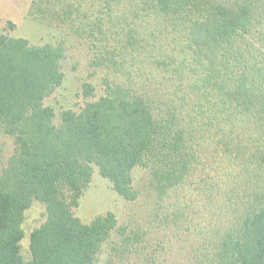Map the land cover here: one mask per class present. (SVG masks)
I'll return each instance as SVG.
<instances>
[{
  "label": "trees",
  "instance_id": "16d2710c",
  "mask_svg": "<svg viewBox=\"0 0 264 264\" xmlns=\"http://www.w3.org/2000/svg\"><path fill=\"white\" fill-rule=\"evenodd\" d=\"M215 2L33 0V19L87 42L93 66L114 77L57 125L44 100L63 82V42L0 34V133L13 138L0 171V264H94L119 228L111 212L89 224L73 215L94 166L128 201L138 197L132 171L146 168L185 223L193 264H264V0ZM192 11L208 22L167 33L132 26ZM92 90L84 85L85 96ZM32 201L47 218L25 262Z\"/></svg>",
  "mask_w": 264,
  "mask_h": 264
},
{
  "label": "rangeland",
  "instance_id": "374dc122",
  "mask_svg": "<svg viewBox=\"0 0 264 264\" xmlns=\"http://www.w3.org/2000/svg\"><path fill=\"white\" fill-rule=\"evenodd\" d=\"M32 1L0 0V34L24 38L33 46L63 42L65 55L60 63L63 82L44 100V106L52 108L53 124L57 125L63 111L79 113L87 102L104 96V81H113L114 77L103 68L93 66L87 42L64 27L33 19L30 16ZM215 1V5H221L222 0ZM208 20V13L195 11L179 17L152 12L132 22V26L167 33L179 27L205 24ZM85 84L93 89L90 96L84 95ZM12 151L13 138L0 133V171ZM132 181L138 197L128 201L112 190L110 182L94 166L90 183L80 195L77 207L72 208L73 215L83 224L108 212L117 220L118 230L101 245L94 264H193L189 256L192 238L185 236L182 230L185 223L175 221L174 208L167 200L156 197L150 187L149 171L134 168ZM46 218L45 205L38 201H32L23 213L20 254L25 262L31 259L30 234L44 224Z\"/></svg>",
  "mask_w": 264,
  "mask_h": 264
}]
</instances>
